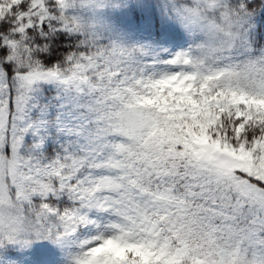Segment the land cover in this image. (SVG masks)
Returning a JSON list of instances; mask_svg holds the SVG:
<instances>
[{
	"label": "snow or ice",
	"instance_id": "snow-or-ice-1",
	"mask_svg": "<svg viewBox=\"0 0 264 264\" xmlns=\"http://www.w3.org/2000/svg\"><path fill=\"white\" fill-rule=\"evenodd\" d=\"M0 264H264V0H0Z\"/></svg>",
	"mask_w": 264,
	"mask_h": 264
}]
</instances>
